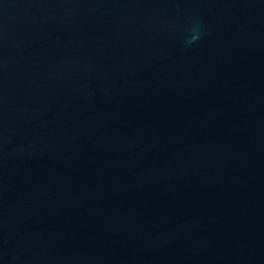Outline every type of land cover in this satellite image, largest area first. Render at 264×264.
I'll return each mask as SVG.
<instances>
[{
    "label": "water",
    "instance_id": "obj_1",
    "mask_svg": "<svg viewBox=\"0 0 264 264\" xmlns=\"http://www.w3.org/2000/svg\"><path fill=\"white\" fill-rule=\"evenodd\" d=\"M0 264H264V0H0Z\"/></svg>",
    "mask_w": 264,
    "mask_h": 264
}]
</instances>
